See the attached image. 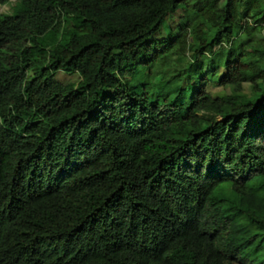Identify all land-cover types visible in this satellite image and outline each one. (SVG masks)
I'll return each mask as SVG.
<instances>
[{"label": "trees", "instance_id": "1", "mask_svg": "<svg viewBox=\"0 0 264 264\" xmlns=\"http://www.w3.org/2000/svg\"><path fill=\"white\" fill-rule=\"evenodd\" d=\"M263 32L264 0L0 13V264H264Z\"/></svg>", "mask_w": 264, "mask_h": 264}, {"label": "rangeland", "instance_id": "2", "mask_svg": "<svg viewBox=\"0 0 264 264\" xmlns=\"http://www.w3.org/2000/svg\"><path fill=\"white\" fill-rule=\"evenodd\" d=\"M14 2L15 0H9L8 3L6 4H3V5H0V13H5V14H10L12 12V6L14 5ZM181 15V11L180 10H177L176 12H174L173 14H169L166 19H165V23L162 25V27L160 28L159 32L156 33L152 39H163L165 37H167L169 34H174L175 33V30H176V27L179 23V17ZM264 33V32H263ZM186 63V59L185 61L182 63V66L181 68H184V65ZM177 66V64H174V62L172 63L171 62V66L170 68L169 67H166V68H163V69H159L158 73L160 75H162V73L164 71H167L169 72L170 74H173V71L175 69L174 66ZM56 79L59 81V82H62V83H73V84H76L79 80V76L77 73H70L68 74L67 72H63V71H58L55 75ZM210 91L212 93H217L219 94L221 92V89L220 88H217L216 86H211L210 87ZM244 91L245 93L249 96V97H253L255 96L256 94L250 89V87L245 84L244 85ZM203 115H206V113H203ZM209 116V115H207ZM218 118V117H217ZM263 256L264 257V253L262 252ZM237 264H245L244 262L242 261H237Z\"/></svg>", "mask_w": 264, "mask_h": 264}]
</instances>
